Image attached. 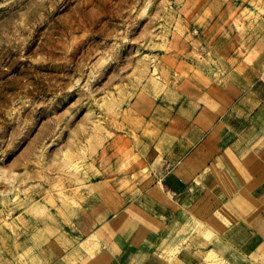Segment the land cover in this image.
Segmentation results:
<instances>
[{
  "label": "rangeland",
  "instance_id": "1",
  "mask_svg": "<svg viewBox=\"0 0 264 264\" xmlns=\"http://www.w3.org/2000/svg\"><path fill=\"white\" fill-rule=\"evenodd\" d=\"M259 80L264 0H0V264L145 193L168 131Z\"/></svg>",
  "mask_w": 264,
  "mask_h": 264
},
{
  "label": "crops",
  "instance_id": "2",
  "mask_svg": "<svg viewBox=\"0 0 264 264\" xmlns=\"http://www.w3.org/2000/svg\"><path fill=\"white\" fill-rule=\"evenodd\" d=\"M210 101L167 132L145 193L114 197L81 236L58 228L20 264H264V82Z\"/></svg>",
  "mask_w": 264,
  "mask_h": 264
}]
</instances>
